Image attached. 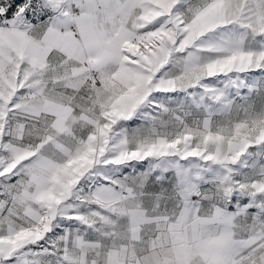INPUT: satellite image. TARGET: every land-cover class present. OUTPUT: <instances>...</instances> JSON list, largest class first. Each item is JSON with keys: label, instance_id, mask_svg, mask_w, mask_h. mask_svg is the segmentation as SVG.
<instances>
[{"label": "snow or ice", "instance_id": "6c2138e0", "mask_svg": "<svg viewBox=\"0 0 264 264\" xmlns=\"http://www.w3.org/2000/svg\"><path fill=\"white\" fill-rule=\"evenodd\" d=\"M0 264H264V0H0Z\"/></svg>", "mask_w": 264, "mask_h": 264}]
</instances>
